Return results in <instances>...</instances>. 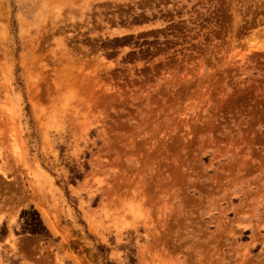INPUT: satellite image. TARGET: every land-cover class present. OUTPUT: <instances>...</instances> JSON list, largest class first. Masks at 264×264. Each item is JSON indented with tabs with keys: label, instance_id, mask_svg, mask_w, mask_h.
<instances>
[{
	"label": "rangeland",
	"instance_id": "374dc122",
	"mask_svg": "<svg viewBox=\"0 0 264 264\" xmlns=\"http://www.w3.org/2000/svg\"><path fill=\"white\" fill-rule=\"evenodd\" d=\"M0 264H264V0H0Z\"/></svg>",
	"mask_w": 264,
	"mask_h": 264
},
{
	"label": "trees",
	"instance_id": "16d2710c",
	"mask_svg": "<svg viewBox=\"0 0 264 264\" xmlns=\"http://www.w3.org/2000/svg\"><path fill=\"white\" fill-rule=\"evenodd\" d=\"M23 219L22 232L31 233L34 235H44L49 237V231L47 230L41 216L37 210L33 207L30 210H23L21 213Z\"/></svg>",
	"mask_w": 264,
	"mask_h": 264
}]
</instances>
